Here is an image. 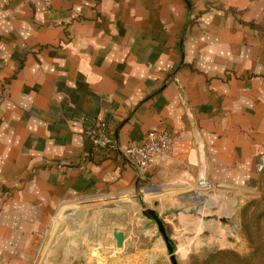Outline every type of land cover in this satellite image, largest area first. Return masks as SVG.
Instances as JSON below:
<instances>
[{
    "label": "crops",
    "instance_id": "0c3cea01",
    "mask_svg": "<svg viewBox=\"0 0 264 264\" xmlns=\"http://www.w3.org/2000/svg\"><path fill=\"white\" fill-rule=\"evenodd\" d=\"M88 121L176 139L137 174ZM263 153L264 0H0V264H132L71 246L90 207L91 244L153 235L147 209L179 240L226 230Z\"/></svg>",
    "mask_w": 264,
    "mask_h": 264
},
{
    "label": "rangeland",
    "instance_id": "374dc122",
    "mask_svg": "<svg viewBox=\"0 0 264 264\" xmlns=\"http://www.w3.org/2000/svg\"><path fill=\"white\" fill-rule=\"evenodd\" d=\"M257 172L259 175L255 187L240 192L230 213L231 215L225 216L227 217L225 220L230 221V227L226 230L214 234L211 229H207L205 233L201 231L200 239L195 238L191 241L183 238L179 240V238L173 237L169 226L171 220H167L155 212L166 228V233L174 247L173 256L176 264H214V260L219 258L216 252L223 250H233L240 256L250 258L257 247L261 245L264 247V168ZM209 199L211 200V196H209ZM84 216L83 214L80 215L73 228L77 229L75 232L78 235H84L88 232L87 245L84 242L83 245H80L78 236H73L69 243H72L71 246L74 248L81 247L84 252L88 249L89 253L90 250L88 254L90 259L93 258L99 262H101V259H105L104 262H107L126 256L132 264H172L167 243L160 233L157 223L147 215L145 216L156 227L153 235H148L146 231L141 232L140 235L135 234V236L130 233L125 235L124 229L110 228L105 230V237L101 240L95 239L94 244H91L93 238V236L91 237V230L83 229V226L79 227V223H83ZM97 220V216H89L90 223ZM114 230L123 231L124 241L121 247L115 246V239L112 236ZM207 236L210 238L209 240H206ZM135 237L140 238V241L147 238L143 244L135 245L133 244ZM97 242L99 245L95 246ZM81 261L83 262V255ZM254 261H257L254 264H264V254ZM43 262L41 259L36 264H43Z\"/></svg>",
    "mask_w": 264,
    "mask_h": 264
},
{
    "label": "built area",
    "instance_id": "2783aa9c",
    "mask_svg": "<svg viewBox=\"0 0 264 264\" xmlns=\"http://www.w3.org/2000/svg\"><path fill=\"white\" fill-rule=\"evenodd\" d=\"M84 134L96 150H118L137 174L154 163L159 156L169 153L176 139V136L167 130L148 131L142 142L120 148L115 143L113 133L106 121H88L84 127ZM255 168L257 171L264 168V153L256 160Z\"/></svg>",
    "mask_w": 264,
    "mask_h": 264
},
{
    "label": "water",
    "instance_id": "95a60500",
    "mask_svg": "<svg viewBox=\"0 0 264 264\" xmlns=\"http://www.w3.org/2000/svg\"><path fill=\"white\" fill-rule=\"evenodd\" d=\"M200 184H204V181L201 180ZM91 211H92L91 207L86 210L82 226L85 225L89 221V216H91ZM144 214L147 215L149 218H152L157 223V226H158V228L160 230V233L162 234V236L164 237V239H165V241L167 243V246H168V249H169V253H170V256H171L172 264H176L174 256H173L174 247H173V245H172V243H171V241H170V239H169V237H168V235L166 233L167 231H166V228L164 227L162 221L158 218V216H157V214L155 213L154 210H150L149 209L147 211H144ZM112 236L115 239V246L116 247H121L122 244H123V241H124L123 231L114 230L112 232Z\"/></svg>",
    "mask_w": 264,
    "mask_h": 264
},
{
    "label": "trees",
    "instance_id": "16d2710c",
    "mask_svg": "<svg viewBox=\"0 0 264 264\" xmlns=\"http://www.w3.org/2000/svg\"><path fill=\"white\" fill-rule=\"evenodd\" d=\"M256 252V253H255ZM252 252L254 258L243 257L238 255L233 250H223L216 252L218 260H214V264H254L257 261H254L257 257L261 258L264 254V247L259 246L256 248V251Z\"/></svg>",
    "mask_w": 264,
    "mask_h": 264
}]
</instances>
